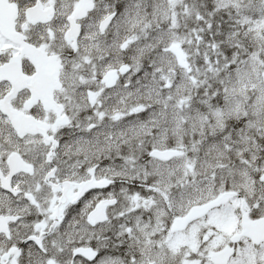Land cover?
<instances>
[{
  "label": "snow or ice",
  "instance_id": "snow-or-ice-1",
  "mask_svg": "<svg viewBox=\"0 0 264 264\" xmlns=\"http://www.w3.org/2000/svg\"><path fill=\"white\" fill-rule=\"evenodd\" d=\"M0 264H264V0H0Z\"/></svg>",
  "mask_w": 264,
  "mask_h": 264
}]
</instances>
